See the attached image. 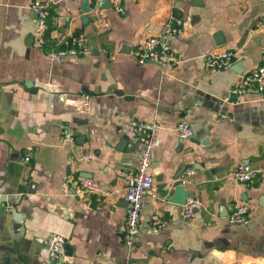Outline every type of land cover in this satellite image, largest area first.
<instances>
[{
    "label": "crops",
    "instance_id": "0c3cea01",
    "mask_svg": "<svg viewBox=\"0 0 264 264\" xmlns=\"http://www.w3.org/2000/svg\"><path fill=\"white\" fill-rule=\"evenodd\" d=\"M35 1L0 0V264H264V99L253 90L244 103L224 101L264 64V2L121 0L125 14L105 9L111 26L104 29L84 1L58 0L40 47ZM170 15L185 25L171 42L180 63L139 65L132 51ZM75 37L88 53L52 62L48 53ZM223 50L236 53L232 69L207 70L205 56ZM84 94L90 114L82 112ZM133 122L161 125L151 175L164 201L145 198L129 247L118 235L128 212L126 176L144 150L133 141ZM181 123L194 131L189 140L178 134ZM68 128L74 143L63 141ZM241 165L258 171L253 187L230 175ZM190 168L195 174L176 192ZM86 176L109 190L103 202L63 190ZM185 192L204 202L193 220L174 202ZM236 203L249 205L248 225L228 222ZM8 205L22 215L16 229L2 214ZM154 213L169 226L152 227ZM51 234L66 239L68 262L53 261Z\"/></svg>",
    "mask_w": 264,
    "mask_h": 264
},
{
    "label": "built area",
    "instance_id": "2783aa9c",
    "mask_svg": "<svg viewBox=\"0 0 264 264\" xmlns=\"http://www.w3.org/2000/svg\"><path fill=\"white\" fill-rule=\"evenodd\" d=\"M84 1V0H80ZM94 4L91 9L96 22L104 29L110 28V22L105 17V9L100 8V3L110 1L112 10L119 16L125 14V7L121 0H89ZM264 2V0H260ZM58 0H37L32 5V10L37 15V25L35 29V38L40 47L48 45V21L51 12ZM184 21L176 15H170L163 24L162 30L158 35L151 36L144 42L139 44L132 51V56L139 65L156 64L163 68H175L180 61L176 57L175 51L172 48L171 42L174 38L179 37L184 32ZM88 50L85 46L84 38L75 37L72 40L71 46L66 50L58 52H49L48 57L52 62L59 63L67 57L79 56L87 54ZM264 57V47L262 49ZM236 53L231 50H223L220 52L209 53L205 56V66L210 72H219L231 70L234 64ZM256 91L264 99V64L253 69L245 75L242 81L231 88L225 96L224 101L229 104L244 103L250 91ZM82 100L83 114H90L91 97L84 94ZM132 126L135 130L133 141L142 143L144 150L140 156L137 170L133 174L126 176V202L128 205L127 219L124 227L118 231L120 240L125 245L132 247L136 245L137 238L140 232L142 215L144 213V200L150 196L156 201H164L154 191V179L151 175L153 164V154L161 125L157 122L153 123H138L133 122ZM180 138L189 140L194 136V131L189 123H181L177 129ZM63 141L74 143L77 138L75 129L68 128L63 132ZM94 156L87 154L83 160L90 163ZM195 174V169H188L186 172L187 178L181 180V185L188 183V178ZM238 182L253 187L258 180V171H248L245 166H239L230 174ZM77 190L79 193H90L96 196L99 203L103 202L106 196L110 195L109 190L99 182H96L90 176H86L81 181L74 182L71 186L69 182L63 184V190L71 192ZM2 187L0 185V195ZM5 205V204H4ZM204 206L203 200L200 198H189L183 205L184 217L188 220H193L199 209ZM12 206H7L6 211L12 213ZM250 207L247 203H236L227 219L231 225H248L250 223ZM150 225L154 228L165 229L169 226V222L161 218L159 213H154L151 217ZM66 239L59 234H51L47 242L48 249L52 253V259L55 263L68 262L69 258L65 253Z\"/></svg>",
    "mask_w": 264,
    "mask_h": 264
},
{
    "label": "water",
    "instance_id": "95a60500",
    "mask_svg": "<svg viewBox=\"0 0 264 264\" xmlns=\"http://www.w3.org/2000/svg\"><path fill=\"white\" fill-rule=\"evenodd\" d=\"M197 1V0H196ZM84 6L86 8V12L89 13L91 11V8H90V1L89 0H84ZM100 8L101 9H111L112 8V4L110 1H106V2H102L100 3ZM177 191L176 192H180L179 190H185L184 189V186L183 185H179L176 189ZM193 194L191 192H185V196L183 198V200H175L174 202L177 203V204H182L183 205L186 203V200L189 199L190 197H192ZM2 214H4L5 216H9L10 219L12 220L11 223H12V227L14 229L18 228L21 220H22V215H20L19 213L17 212H13V213H8L7 211L3 210ZM65 251H68L70 250V247L65 245ZM4 264H8V260L6 259L4 261Z\"/></svg>",
    "mask_w": 264,
    "mask_h": 264
}]
</instances>
